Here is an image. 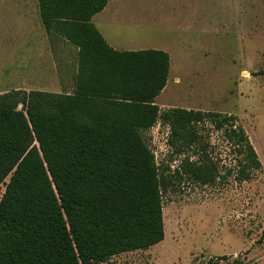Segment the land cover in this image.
I'll list each match as a JSON object with an SVG mask.
<instances>
[{"label": "trees", "instance_id": "1", "mask_svg": "<svg viewBox=\"0 0 264 264\" xmlns=\"http://www.w3.org/2000/svg\"><path fill=\"white\" fill-rule=\"evenodd\" d=\"M107 2L37 0L50 43L77 48V70L70 92H0V264H106L162 241L170 169L143 136L157 122L168 127L169 157L178 161L173 187L216 181L214 130L237 156L239 181L261 168L233 114L158 106L169 54L112 47L91 21Z\"/></svg>", "mask_w": 264, "mask_h": 264}, {"label": "rangeland", "instance_id": "2", "mask_svg": "<svg viewBox=\"0 0 264 264\" xmlns=\"http://www.w3.org/2000/svg\"><path fill=\"white\" fill-rule=\"evenodd\" d=\"M120 1L118 22L99 26L124 50L148 39L166 48L162 50L169 54L170 69L158 106L233 114L261 168L239 181L237 156L222 132L214 130L208 150L220 166L216 181L204 185L183 179L173 187L178 161L164 147L167 126L157 122L143 136L157 163L170 169L172 185L163 193L164 238L148 248L114 255L106 264H264V0ZM9 12L27 17L3 15ZM154 22L150 35L136 28ZM42 26L37 0H0V91L16 86L72 91L56 83L41 84L51 82L48 71L28 64L48 46L37 33ZM3 191L1 184L0 197ZM222 255L227 258L219 259Z\"/></svg>", "mask_w": 264, "mask_h": 264}, {"label": "crops", "instance_id": "3", "mask_svg": "<svg viewBox=\"0 0 264 264\" xmlns=\"http://www.w3.org/2000/svg\"><path fill=\"white\" fill-rule=\"evenodd\" d=\"M119 2L121 1L120 0H108L107 4L101 11L93 14V16L91 17V21L94 23V25L101 32L103 37L112 47L119 49V50L120 49L124 50V48H120L118 46V43H116V41L112 39L110 40V38H107V36L103 32V29L105 28H100L99 26V24L101 25V23H104L107 21L118 22L119 20L118 15H119L120 9L116 8V6H118L117 4ZM23 7L26 11L27 9L26 5H23ZM3 15L15 16L16 17L15 20H19L20 17L21 18L27 17V13L18 14V13L9 12V14L4 13ZM136 28H140V30H143L147 35H150L151 29L155 28V22L153 26H151L150 24H141V25L138 24ZM37 33H39L41 37L42 36L44 37L45 42L48 46L47 47L43 46L42 48H40L39 51H40V54H42V56L40 58L35 57L33 58V60H28V64L30 63L39 64L38 66L39 69L41 68L42 70H46L49 72V73L48 72L46 73L49 75V79H51V82H48V81L40 82L41 84L45 85L46 83L47 84L56 83L57 85L61 87L63 86L71 87L70 89H72L74 85L75 72L77 70V48L63 40L57 41L56 43L52 44L53 46H51V44L49 45V39L47 37V34L43 26L41 27V31L38 30ZM59 42L60 44H57ZM162 47L164 46H162L160 42L156 43L155 40L150 41V39H148L142 45L136 48L128 46L126 50H138V49H143V48L163 49ZM35 50L37 51L36 54H39L38 49H35ZM30 68H34V67H30ZM42 78L45 80L47 79V76L43 75ZM18 88L30 90L23 86L15 87V89H18ZM35 89H41V88H35ZM58 92H61V91H58ZM159 95L155 98L156 103H157V99Z\"/></svg>", "mask_w": 264, "mask_h": 264}, {"label": "built area", "instance_id": "4", "mask_svg": "<svg viewBox=\"0 0 264 264\" xmlns=\"http://www.w3.org/2000/svg\"><path fill=\"white\" fill-rule=\"evenodd\" d=\"M168 128V127H167ZM167 134H168V132H167ZM167 137V136H166ZM164 147L166 148V150L168 151L169 150V147H168V145H167V142L165 141V144H164ZM152 152H153V154H154V157H155V160H156V162H157V159H156V156H155V154L156 153H154V151L153 150H151Z\"/></svg>", "mask_w": 264, "mask_h": 264}]
</instances>
